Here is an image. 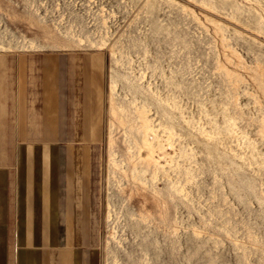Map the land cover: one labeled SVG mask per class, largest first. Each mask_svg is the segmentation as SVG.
Returning <instances> with one entry per match:
<instances>
[{
	"label": "rangeland",
	"instance_id": "1",
	"mask_svg": "<svg viewBox=\"0 0 264 264\" xmlns=\"http://www.w3.org/2000/svg\"><path fill=\"white\" fill-rule=\"evenodd\" d=\"M107 57L98 264H264V0H0V51Z\"/></svg>",
	"mask_w": 264,
	"mask_h": 264
},
{
	"label": "crops",
	"instance_id": "2",
	"mask_svg": "<svg viewBox=\"0 0 264 264\" xmlns=\"http://www.w3.org/2000/svg\"><path fill=\"white\" fill-rule=\"evenodd\" d=\"M107 57L0 51V264H98Z\"/></svg>",
	"mask_w": 264,
	"mask_h": 264
}]
</instances>
